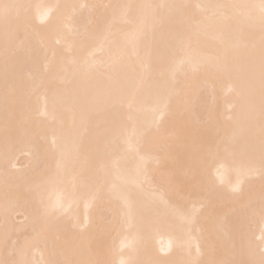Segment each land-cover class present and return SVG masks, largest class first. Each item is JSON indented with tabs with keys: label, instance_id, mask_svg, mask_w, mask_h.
I'll return each instance as SVG.
<instances>
[{
	"label": "bare ground",
	"instance_id": "bare-ground-1",
	"mask_svg": "<svg viewBox=\"0 0 264 264\" xmlns=\"http://www.w3.org/2000/svg\"><path fill=\"white\" fill-rule=\"evenodd\" d=\"M6 2L0 261L260 264L264 0Z\"/></svg>",
	"mask_w": 264,
	"mask_h": 264
},
{
	"label": "snow or ice",
	"instance_id": "snow-or-ice-1",
	"mask_svg": "<svg viewBox=\"0 0 264 264\" xmlns=\"http://www.w3.org/2000/svg\"><path fill=\"white\" fill-rule=\"evenodd\" d=\"M27 6L23 3H10L6 2V0H0V21H2L7 27L11 23H20L23 16V10ZM262 8H264V4H262ZM249 91L252 90V84L249 82L247 85ZM260 97H261V131L262 136H264V51L261 54V68H260ZM260 212L264 214V198L261 200ZM209 248L210 251L213 249V245L211 239L209 240ZM262 259L260 264H264V252H262ZM0 264H4L3 261H0ZM55 264V262H53ZM85 264H105V262L96 258L93 260H89L85 262ZM208 264H251V262L246 261H225V260H215L210 259Z\"/></svg>",
	"mask_w": 264,
	"mask_h": 264
}]
</instances>
